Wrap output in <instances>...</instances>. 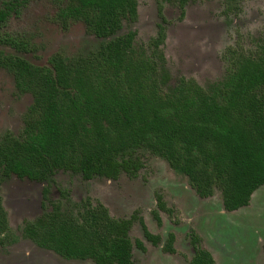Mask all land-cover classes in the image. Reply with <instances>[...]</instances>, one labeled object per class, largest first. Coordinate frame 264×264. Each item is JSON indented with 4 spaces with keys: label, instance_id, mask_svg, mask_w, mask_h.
Listing matches in <instances>:
<instances>
[{
    "label": "trees",
    "instance_id": "1",
    "mask_svg": "<svg viewBox=\"0 0 264 264\" xmlns=\"http://www.w3.org/2000/svg\"><path fill=\"white\" fill-rule=\"evenodd\" d=\"M26 1L0 0V27ZM163 1L176 5L182 19L195 0H156L162 21ZM242 1L222 0L223 13L238 12ZM137 17V0H57L55 23L66 29L80 22L100 42L86 55L54 52L45 64L26 56H36L35 43L0 31V67L33 98L20 135L0 134V172L37 180L59 168L85 177L110 174L142 148L186 176L200 197L219 189L226 211L248 205L264 184V34L252 51L240 42L227 48L229 68L220 82L203 87L179 77L165 90V26L156 25L148 57L134 47L133 30L121 32ZM59 205L28 222L25 236L64 257L131 264L127 220L113 218L101 203L87 201L78 217ZM5 232L0 199V244ZM214 262L198 248L190 264Z\"/></svg>",
    "mask_w": 264,
    "mask_h": 264
},
{
    "label": "rangeland",
    "instance_id": "2",
    "mask_svg": "<svg viewBox=\"0 0 264 264\" xmlns=\"http://www.w3.org/2000/svg\"><path fill=\"white\" fill-rule=\"evenodd\" d=\"M57 0H27L18 13L9 16L0 27L2 33L28 38L37 46L36 56L27 57L45 64L54 52L86 55L95 50L100 39L86 33L80 22L63 29L51 18ZM156 0H137V20L123 23L121 32H135L134 47L152 56L148 41L165 26L162 68L168 73L164 89L179 76L195 79L209 87L224 79L229 64L226 48L240 40L244 49L254 50L264 33V0H243L240 10L230 16L222 13V0H195L179 8L163 1L162 21ZM159 62V63H160ZM31 96L19 93L10 73L0 68V133L10 129L18 133ZM125 164L116 172L84 179L79 174L57 170L47 182L10 177L0 183V198L7 210L14 241L0 246V264H95L91 260L66 259L22 237L20 227L26 219L42 212L41 192L49 187L52 199H61L65 210L80 211L81 200L101 201L116 217H133L130 229L133 241L140 238L145 250L134 245L133 264H188L192 255L189 234H203V245L213 254L215 264H264V184L252 194L250 203L235 211H226L221 193L215 189L207 198L197 197L186 176L169 167L157 154L138 148L120 159ZM162 200L164 208L159 205ZM156 210L158 223L152 212ZM143 218L149 230L162 240L174 232V253L163 251V241L152 245L142 234L137 218Z\"/></svg>",
    "mask_w": 264,
    "mask_h": 264
},
{
    "label": "flooded vegetation",
    "instance_id": "3",
    "mask_svg": "<svg viewBox=\"0 0 264 264\" xmlns=\"http://www.w3.org/2000/svg\"><path fill=\"white\" fill-rule=\"evenodd\" d=\"M222 13H223V7H222ZM236 13H237V12H236ZM236 13H232V14H229V15H226V14L223 13V15H225V16H230V15H234V14H236ZM263 34H264V33H263ZM263 34H262V35H263ZM155 35H156V33L153 35V37H154ZM261 37H262V36H261ZM151 38H152V37H151ZM151 38H150V39H151ZM165 38H166V35H165ZM150 39H149V40H150ZM148 42H149V41H148ZM236 42H240V43H241L240 40H236L235 43H234V45H230V46H228V47L235 46V45H236ZM164 43H165V40H164ZM164 43H163V44H164ZM163 44L160 45L161 48H162V45H163ZM257 44H258V43H257ZM241 45H242V43H241ZM242 46H243V45H242ZM228 47H227V48H228ZM227 48H226V50H227ZM243 48H244V47H243ZM255 48H256V47H255ZM255 48H254V49H255ZM27 55H30V54H26V56H27ZM224 58H225V60L227 61V63L229 64V61H228V59H227V57H226V52H225V54H224ZM0 68H2V67H0ZM2 69H4V68H2ZM227 69H228V68H227ZM4 70H5V69H4ZM8 73H9V72H8ZM11 76H12V75H11ZM179 77H185V76H179ZM179 77H178V78H179ZM12 78H13V76H12ZM178 78H177V79H178ZM185 78H187V77H185ZM13 83H14V78H13ZM14 87H15V89L18 91V89H17L16 86H15V83H14ZM18 92H19V93H27V94H29V95L31 96V103H30L29 106L27 107V109H26V111H25V113H24L23 119H22V128H21V130H20L17 134L14 133L13 131H11L10 129H7V130H5L3 133H0V134H4L6 131H10V132H12V134H14V135H16V136H19L20 133H21V131H22V129H23V127H24V117H25V115H26V113H27L29 107L31 106V104H32V102H33V98H32V95H31L29 92H20V91H18ZM167 164H168V163H167ZM121 166H122V165H119L118 168H121ZM169 167H170V166H169ZM57 170H66V171L74 172V173L79 174V175H80L82 178H84V179H91V178H93V177H95V176H105V175H106V174H96V175H92V176H90V177H85V176L82 175V173H80V172H78V171H74V170H70V169L59 168V169H56V170L54 171V173H53L50 177H48L47 179H44V180H37V179L29 178V177H27V176L19 177V176L14 175V174L7 176V175L3 174L2 172H0V183H2L3 180H5V179H7V178H10V177L27 178V179H30V180H33V181L47 182V181H49L50 179H52V177L55 175V173H56ZM188 184H189V183H188ZM189 186H190V185H189ZM192 189H193V188H192ZM193 190H194V189H193ZM194 191H195V190H194ZM195 193H196V192H195ZM196 195H197V197H199V198H207V197H200L197 193H196ZM41 197H42V200H41V203H40V204H41L42 212H41L40 215L37 216L36 218L26 219V220H24V221L22 222V225H21V227H20V233H21L22 237L25 238V239H28L29 241H31L33 244H35L36 246H38V247H40V248H43V249H47V250H51V251H53L54 253L58 254L59 256H61V257H63V258H66V259H80V260L88 259V260H91L92 262H94L95 264H98V263H96L92 258H89V257H87V258H77V257H70V258H68V257H64V256L60 255L59 253L55 252L54 250H52V249H50V248H46V247H42V246L37 245L32 239H30L29 237L25 236V234H24V227H25V225H26L28 222H30V221H34L35 219L40 218V217H43V216L47 215L48 213H50V212L52 211L53 206H54L55 203L60 204V205H59V206H60V210H61L63 213H71V214H73V215H75V216H77V217L79 216L80 212H82V211L84 210V207H85V204H86L87 201H89V202L92 203L93 205H95V204H97V203H101V204H103V203H102L101 201L92 202V201H90L89 199L85 198L84 200H81V201H80V203H81V209H80V211H77V212L75 213V212H73V211H71V210H65L64 207H63V201H62L61 199H52V198L50 197V194H49V187H48V186H44V187L42 188ZM0 199H1V198H0ZM158 202H159V205L161 206V208H162V209H165L162 200H161V199H160V200L158 199ZM1 203H2V207H3V209H4L5 213H6L7 224H8V232H5V233H4V234H8V235H7L6 239L4 240L3 244H0V246H1V245H4V246H5V245H8V244L12 243V242L14 241V239H13L12 229H11V226H10V223H9L8 213H7L6 208L4 207V204H3L2 199H1ZM249 203H250V202H249ZM103 205H104V204H103ZM222 205H223V204H222ZM104 206H105V205H104ZM246 206H247V205H246ZM105 207H106V206H105ZM243 207H244V206H243ZM106 209H107L109 215L112 216L113 218H115V219H123V220H127V221L129 222V226H128V229H127V236H128V238H129V240H130V242H131V264H133V263H134V256H133L134 245H135L138 249H140V250H145V249H146V246H145L144 242H143L140 238L135 239V241H133V240L131 239V237H130V229H131V226H132V224H133L135 218H133V217H125V218H123V217H116V216H113V215L110 213V211H109V209H108L107 207H106ZM224 210H225V209H224ZM152 215H153V217L156 219V221L159 223V222H160V218H159V216H158V212H157L156 210H153ZM137 219H138V221H139V223H140V225H141L142 234H143L144 238H145L146 240H148L152 245H154V246L159 245V244L163 241V245H162V249H163V251H165V252H167V253H174V252L176 251V249H175V239H176V236H175V233H174V232H169V233L166 235L165 239L162 240V238H161V236H160L159 234L153 233L151 230H149V228L147 227V225H146V223H145V221H144L143 218L140 217V218H137ZM203 242H204V241H203V234H202V235H201V234H198L197 232H195V230H191V231H190V234H189V244H190L191 249H192V255H191V257H190L189 260H188V264H190V261H191L192 258L195 256V254H196V250H197L198 248H203V249L209 251V253H210V254L212 255V257L214 258V256H213V254L211 253V251L208 250V248L205 247V246L203 245ZM214 261H215V262H214V264H215V263H216L215 258H214ZM112 264H118V263L114 262V263H112Z\"/></svg>",
    "mask_w": 264,
    "mask_h": 264
},
{
    "label": "water",
    "instance_id": "4",
    "mask_svg": "<svg viewBox=\"0 0 264 264\" xmlns=\"http://www.w3.org/2000/svg\"><path fill=\"white\" fill-rule=\"evenodd\" d=\"M252 197V196H251ZM235 211V210H234Z\"/></svg>",
    "mask_w": 264,
    "mask_h": 264
}]
</instances>
